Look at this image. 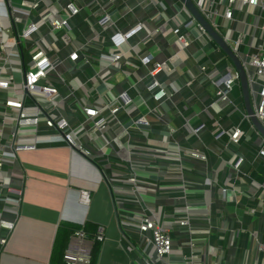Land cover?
<instances>
[{
  "label": "crops",
  "instance_id": "0c3cea01",
  "mask_svg": "<svg viewBox=\"0 0 264 264\" xmlns=\"http://www.w3.org/2000/svg\"><path fill=\"white\" fill-rule=\"evenodd\" d=\"M88 1L79 0V3L87 4ZM113 7L120 28H127L140 20L148 30L154 31L150 41L141 43L137 52L133 53L128 48L127 56L133 55L129 59L136 62L138 55L152 52L157 60H169L172 70L160 73L159 78L165 83L174 81L181 87L171 100L162 102V108L170 115L163 114L146 89L134 86L145 77L147 68L128 61L124 62L123 69L111 66L108 82L112 92L117 95L126 91L147 114L151 121L147 145L165 147L171 140L178 142L183 152L197 149L207 157L206 161H187L184 172L188 188L203 196L204 205L208 208V211L198 208L191 220L194 227L208 233V242L203 249L206 264H264V256L258 248L259 241H264V187L253 182L255 179L264 186V163L259 164L254 158L262 138L245 118L240 83L235 84L230 93L235 108H238L237 111L231 110L234 111L232 113L230 109L234 107L225 102L213 103L210 95H214L216 87L214 89L209 84L211 71L207 74L198 66L201 61H206L208 70L217 66L228 77L227 65L233 64L232 60L209 35L198 34L195 27L191 30L195 38L190 48L180 49L172 29L191 18L180 0H115ZM97 17L95 12L84 9L82 15L74 20L80 37L89 33V24H95ZM219 18L217 23L220 20L223 23L215 28L234 48L236 40L241 39L242 49L252 53L264 41V10L261 7L238 10L232 20H225L222 15ZM221 27L225 32H221ZM156 29L160 31L155 32ZM143 36L144 33L132 43L139 42ZM215 52H221L222 56L216 59ZM176 53L178 58L174 55ZM96 63L99 69L101 64ZM140 92L146 103L139 99ZM251 98L254 104L253 94ZM124 113H120L122 121H127ZM186 120L194 127H203L198 133L189 132L184 128ZM234 126H241L248 135L236 149L248 158L242 167L250 178L237 177V170L231 167L236 149H227L226 144L229 141L228 130ZM217 127L226 130L220 137L213 134ZM170 132L175 137L169 139ZM109 133L115 137L117 131L113 128ZM119 134L113 147L108 148L106 155L96 162L71 150L57 135L39 138L36 149L21 152L14 162H5L0 172V184H6L3 193L19 198L20 203L16 227L6 249L0 254V264H64L63 251L70 236L81 228L91 238L102 228L105 234L104 241L94 240L92 243V264L145 263L138 229L128 220L140 213L141 204H122L118 210L114 202V191L124 190L129 170L119 163L127 138L123 132ZM169 162L134 161L132 169L141 183L167 184L180 179L171 171ZM223 188H227L225 194ZM82 189L90 191L89 204L80 200ZM178 196L179 190L166 185L156 194H145L144 198L147 204L159 208L163 218H168L175 213ZM174 227L177 246H186L189 232L185 228ZM185 252L189 249L185 248Z\"/></svg>",
  "mask_w": 264,
  "mask_h": 264
},
{
  "label": "built area",
  "instance_id": "2783aa9c",
  "mask_svg": "<svg viewBox=\"0 0 264 264\" xmlns=\"http://www.w3.org/2000/svg\"><path fill=\"white\" fill-rule=\"evenodd\" d=\"M193 1L214 27L223 23L221 20L217 23V17L221 15L225 20H232L238 10L256 7L264 10V0ZM114 2L89 0L87 4H81L79 0H0V172L6 161L14 162L21 152L36 149L39 138L57 135L71 150L96 162L106 155V150L113 147L114 140H118L119 133L123 132L127 138L119 163L129 170L124 190L114 191V202L118 210L119 205L126 203H140L142 206L140 213L128 220L138 229L144 248V264H206L203 249L208 242V233L194 227L191 220L198 208L206 211L208 208L203 196L194 194L196 192L188 188L184 172L187 161H206L207 157L197 149L183 152L176 140V143L168 140L165 147L147 145L151 130L147 114L126 91L117 95L112 92L108 82L111 66L123 69L125 63L133 62L129 59L133 55L127 56L128 48L133 53L137 52L140 44L149 42L154 34L140 20L127 28H120L114 17ZM84 9L95 12L98 17L95 24H89V33L82 38L76 31L74 20L82 15ZM194 27L198 34L209 35L192 15L183 25L172 29L181 50L190 48L193 43L195 37L191 30ZM262 29L264 31V25ZM143 33L140 43H132ZM241 44V39L236 40V47L232 48L243 61L250 91L255 97V116L264 126V41L252 53H246ZM174 55L177 57L178 53ZM137 58L133 63L145 66L147 74L134 86L146 89L158 103V109L170 115L162 108V102L171 100L181 87L174 81L165 83L159 78L160 73L172 70L170 61L157 60L152 52ZM97 61L101 64L99 69L96 68ZM198 66L207 74L211 71L209 84L216 87L214 95H210L213 103L225 102L234 107L230 111H237L230 97L234 85L239 83V73L234 64L227 65L228 77L217 66L208 70L206 61H201ZM139 96L146 103L141 92ZM121 112H125L127 121H122ZM245 118L262 138L254 158L259 164L264 163V136L247 113ZM201 127L192 126L188 120L184 124L189 132L198 133ZM113 128L118 133L115 137L109 133ZM225 131L217 127L213 134L220 137ZM228 133L226 148L233 147V150L242 145L248 136L241 126H234ZM169 135V139L175 137L173 132ZM234 152L236 155L231 160V167L237 170V177L250 178L242 167L248 158L241 155L238 149ZM134 161H170L171 171L180 179L167 184L141 183L132 169ZM253 182L264 187L262 182L255 179ZM5 185L0 184V254L6 249L16 227L20 203L19 198L3 193ZM166 185L179 190V196L175 213L163 218L157 206L147 204L144 195L156 194ZM222 190L225 194L227 188ZM80 200L89 204L90 191L82 189ZM174 226L189 232L186 246H177ZM94 240H105L103 228L93 238L84 228L73 231L63 251L64 264H92ZM185 248L189 252H185ZM258 248L264 256V241H259Z\"/></svg>",
  "mask_w": 264,
  "mask_h": 264
},
{
  "label": "water",
  "instance_id": "95a60500",
  "mask_svg": "<svg viewBox=\"0 0 264 264\" xmlns=\"http://www.w3.org/2000/svg\"><path fill=\"white\" fill-rule=\"evenodd\" d=\"M180 1L184 4L185 8L191 13V15L205 28L209 36L216 42V44L232 60L234 67L239 73V83L243 90L246 113L250 116V120L255 125L256 129L264 136V126L255 116V111L251 99L250 84H249L247 72L244 68L243 61L240 55L235 52L232 46L214 27L213 23L202 14V12L196 6L193 0H180Z\"/></svg>",
  "mask_w": 264,
  "mask_h": 264
},
{
  "label": "rangeland",
  "instance_id": "374dc122",
  "mask_svg": "<svg viewBox=\"0 0 264 264\" xmlns=\"http://www.w3.org/2000/svg\"><path fill=\"white\" fill-rule=\"evenodd\" d=\"M128 17H130V16H128ZM221 32H225V29L223 28V27H221ZM214 57L217 59V58H219V57H221L222 56V53L221 52H215L214 54ZM120 77H122V75H119V78ZM215 89V88H214ZM253 103V102H252Z\"/></svg>",
  "mask_w": 264,
  "mask_h": 264
}]
</instances>
